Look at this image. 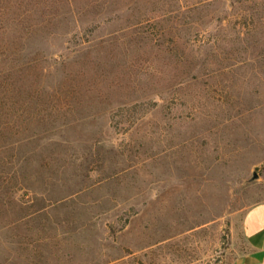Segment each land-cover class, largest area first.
<instances>
[{
  "label": "rangeland",
  "instance_id": "374dc122",
  "mask_svg": "<svg viewBox=\"0 0 264 264\" xmlns=\"http://www.w3.org/2000/svg\"><path fill=\"white\" fill-rule=\"evenodd\" d=\"M54 1L27 21L43 171L0 145V264H232L264 201V0Z\"/></svg>",
  "mask_w": 264,
  "mask_h": 264
},
{
  "label": "trees",
  "instance_id": "16d2710c",
  "mask_svg": "<svg viewBox=\"0 0 264 264\" xmlns=\"http://www.w3.org/2000/svg\"><path fill=\"white\" fill-rule=\"evenodd\" d=\"M34 16L43 17V0H0V145L8 144L12 159L25 170L37 162L32 177L43 171L42 107L38 109L43 96V53L32 45L37 23H27Z\"/></svg>",
  "mask_w": 264,
  "mask_h": 264
},
{
  "label": "crops",
  "instance_id": "0c3cea01",
  "mask_svg": "<svg viewBox=\"0 0 264 264\" xmlns=\"http://www.w3.org/2000/svg\"><path fill=\"white\" fill-rule=\"evenodd\" d=\"M241 231L247 250L236 257L232 264H264V201L245 211Z\"/></svg>",
  "mask_w": 264,
  "mask_h": 264
}]
</instances>
